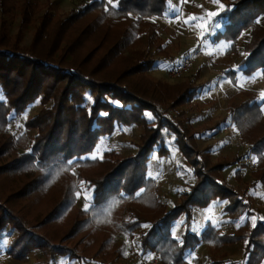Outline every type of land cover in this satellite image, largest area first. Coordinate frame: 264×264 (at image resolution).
<instances>
[{
    "label": "rangeland",
    "instance_id": "374dc122",
    "mask_svg": "<svg viewBox=\"0 0 264 264\" xmlns=\"http://www.w3.org/2000/svg\"><path fill=\"white\" fill-rule=\"evenodd\" d=\"M2 1V48L18 46L44 54L55 47L53 39H58L61 43L55 55L62 56L66 64L74 62L102 80L122 78L121 82L130 87L160 93L162 109L172 103L170 90L183 89L189 83L202 85L189 101L168 107L167 114L194 134L198 147L207 151L205 156L211 163L235 160L217 171L219 177L253 203L252 183L261 166L257 162V169H251L246 149L227 139V128L232 124L230 133L253 144L252 138L243 135L236 124L237 107L246 100L259 104L262 112L264 106L260 96L264 90V68L248 74L242 64L249 54L246 44L252 40V27L245 29L235 46L220 35L225 29L223 12L233 9L239 0H168V7L160 16L120 12L119 0H114L116 7L107 5V0H4V14ZM212 11L218 15L209 16ZM191 16L197 19L184 23ZM256 21L264 27V14ZM191 56L196 58L191 69L175 78L169 75L171 64ZM147 60L156 63L145 69L141 63ZM50 105L39 98L23 114L11 115L8 121L0 118V200L22 216L27 228L45 233L56 244L73 247L82 258L58 253L48 256L35 248L25 260H18L8 253L18 235V230L8 223L0 231V264H61L73 259H77L74 264H87L89 260L96 264H122L130 260L135 250L144 249V235L181 203L195 183L196 173L177 145H172L165 155L155 148L146 164L142 189L135 195L116 189L97 200L95 180L111 165L97 166L88 159H103L109 153L113 160L137 155L145 126L117 125L80 159L60 161L51 156L44 160L33 149L41 134L40 126H29L28 122ZM72 116L79 123L78 116ZM154 120L152 114L150 124ZM68 161L72 163L69 165ZM78 191L82 192L79 198ZM84 191L89 195L88 211L83 210ZM228 204L225 199L212 200L205 207L195 206L192 228L196 234L201 235L207 221L221 226L223 207ZM138 221L139 227L133 230L131 223ZM184 222L185 214L169 221L168 234L179 237V242L185 232ZM247 225L251 227V223ZM236 226L232 223L230 231ZM231 250L240 256L243 244L234 245ZM206 252L199 254L207 257Z\"/></svg>",
    "mask_w": 264,
    "mask_h": 264
},
{
    "label": "trees",
    "instance_id": "16d2710c",
    "mask_svg": "<svg viewBox=\"0 0 264 264\" xmlns=\"http://www.w3.org/2000/svg\"><path fill=\"white\" fill-rule=\"evenodd\" d=\"M229 11L223 12L225 29L221 37L233 41L245 29L252 27V40L246 44L248 56L242 61L248 74L264 68V27L257 18L264 14V0H239ZM2 9L6 11L4 0ZM168 0H119L120 12H136L141 16L163 15ZM5 14V12H4ZM2 30L5 28L2 24ZM4 33L0 35V118L8 121L11 115L23 114L29 105L37 99L47 105V110L28 122L29 126H40L41 134L33 146L42 159L53 156L62 160L80 159L91 153L102 136L111 134L117 125L145 126L143 143L135 156L111 159L109 153L103 159H88V162L100 166L111 165L108 171L95 180L97 200H103L109 193L122 189L126 195H135L145 185L146 164L151 152L158 148L160 154L170 152L177 145L181 153L193 167L197 179L181 203L175 205L167 215L155 223L143 237V250H155L164 253L174 264H184L187 251L200 242L207 241L215 252L225 243L247 239L245 264H260L264 258V221L259 220L254 227L241 226L233 234L221 235L219 230L208 225L201 235L191 231L195 206H208L212 200H229L226 206L234 219L251 214V203L241 196L231 185L219 177L218 170L231 165L233 161L211 163L205 156L206 150L200 149L195 136L182 122L175 121L167 114L168 107L179 106L192 99L202 85L189 83L180 90H170L173 97L167 109H162L160 93L130 87L121 82L122 78L102 80L96 73L83 70L81 66L66 64L65 59L55 55L60 40L53 39L55 45L44 54L35 49L27 50L16 46L14 49L1 47ZM61 43V41H60ZM156 60L141 63L143 68L154 66ZM153 114L150 124L145 113ZM78 116L79 123L73 119ZM107 114V115H105ZM236 124L243 135L254 141L260 156V173L264 181V130L263 112L259 104L246 100L237 107ZM255 131L257 133H255ZM185 214L186 230L182 243L168 234L169 221ZM10 223L18 230L8 249L14 258L25 260L29 253L38 248L48 256L55 254L82 258L73 248L56 244L48 235L27 228L25 220L7 203L0 200V231ZM132 229L139 227L138 222L131 223ZM159 246L158 249H156ZM1 253V247H0ZM89 263H96L91 260Z\"/></svg>",
    "mask_w": 264,
    "mask_h": 264
},
{
    "label": "crops",
    "instance_id": "0c3cea01",
    "mask_svg": "<svg viewBox=\"0 0 264 264\" xmlns=\"http://www.w3.org/2000/svg\"><path fill=\"white\" fill-rule=\"evenodd\" d=\"M262 109H263V116H264V106H262ZM229 127H231V128L229 129ZM227 129H228L227 134H229V132L231 130H233V125L231 124L230 126H228ZM253 146H254V143H253ZM253 154H254L256 162H258V164H260V162H261L260 156L257 153L255 146L253 149ZM249 167L251 168L250 165H249ZM260 177L261 176L254 177V180L252 183V186H253L252 188L255 189L253 192V196H254L253 203H251V201L248 200V198H247V200L251 203V214L246 213L241 218L234 219V218H232L230 213L228 211H226V206H225V207H223V211L225 210V212H224L225 216L221 220V226H218V225L214 226L213 222L207 221L206 224L203 225V228L201 229V234L203 233V231L206 229V227L208 225H212L219 230V233L221 235H225V234L233 235L238 231V229L241 226L247 224L248 222L251 223V227H254V226H256V224L259 220L264 221V181H262V179ZM242 196H245V195L242 194ZM193 214H194V211H193ZM232 223L234 226L235 225H237V226L235 227V229L233 231H230V230H232V229H230L231 228L230 225H232ZM184 225H185V222H184ZM192 229L193 228L191 225V231L193 232ZM185 230H186V226H185ZM199 235H200V233H199ZM247 242H248L247 239H241V240L234 241V242H227L223 245V247L218 252H215L212 249V247L209 245V243L204 240V241L200 242L195 248L187 251L185 258H184V260H185L184 264H245V262H246L245 249H246ZM237 244H243V252L240 256H238L237 254H234V251L231 250V248ZM199 251H202V252L207 251L206 255L208 253V256L207 257L205 255L203 257L200 256ZM191 254H193L192 257H191ZM76 260L73 259L70 262L64 260L61 264H74L73 261H76ZM76 264H81V263H76ZM87 264H90V263H87ZM94 264H96V263H94ZM122 264H132V263L129 260H127V261H122ZM166 264H174V261L172 259H169L166 256ZM260 264H264V258Z\"/></svg>",
    "mask_w": 264,
    "mask_h": 264
},
{
    "label": "built area",
    "instance_id": "2783aa9c",
    "mask_svg": "<svg viewBox=\"0 0 264 264\" xmlns=\"http://www.w3.org/2000/svg\"><path fill=\"white\" fill-rule=\"evenodd\" d=\"M196 58L191 56L181 61H176L169 66V75L173 78L178 77L191 69L195 64ZM231 127H229L230 129ZM228 140L232 144L240 145L246 149L247 163L252 169H257V162L255 160L253 149L254 146L247 139L240 138L233 133L228 134ZM132 264H166V256L162 252L147 253L144 250H135L133 256L129 260Z\"/></svg>",
    "mask_w": 264,
    "mask_h": 264
},
{
    "label": "snow or ice",
    "instance_id": "6c2138e0",
    "mask_svg": "<svg viewBox=\"0 0 264 264\" xmlns=\"http://www.w3.org/2000/svg\"><path fill=\"white\" fill-rule=\"evenodd\" d=\"M215 2H218V0H215ZM107 5H110V6H112V7H116V6H117V4L114 3V0H107ZM219 6H220V8H224V5H223V4H220ZM105 10H108L107 7H106ZM208 15H209V16H217L218 13L215 12V11H212V12H209ZM195 19H197V17H195V16H191V17H189L187 20H185L184 23H189V24H190V23H191L193 20H195ZM260 96H261V99L264 100V90H261ZM105 115H107V114H105ZM145 115H146L147 118L152 119V113L147 112V113H145ZM91 158H92V159H96L97 157L93 156V157H91ZM71 163H72L71 161H68V164H69V165H70ZM81 195H82V192H80V191L76 192V196H77L78 198H79ZM83 197H84V200H85V203H84V205H83V210H84V211H88L90 205H89V203H88L89 195H88L87 191H84V192H83ZM213 225H214V226H217V225L215 224V222H213ZM238 226H239V225H238ZM144 227H149V225H144ZM192 230H193V232H194V234H195L196 229L193 228ZM174 238L179 239V237H174ZM182 242H183V241L181 240V243H182Z\"/></svg>",
    "mask_w": 264,
    "mask_h": 264
}]
</instances>
